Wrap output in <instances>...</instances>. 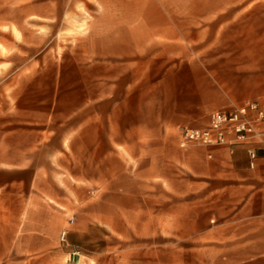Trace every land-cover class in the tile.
Masks as SVG:
<instances>
[{
    "label": "crops",
    "instance_id": "0c3cea01",
    "mask_svg": "<svg viewBox=\"0 0 264 264\" xmlns=\"http://www.w3.org/2000/svg\"><path fill=\"white\" fill-rule=\"evenodd\" d=\"M97 1L106 25L95 27L94 59L77 82L52 92L49 106L16 103L15 121L0 122V264L111 263L112 239L163 235L165 220L150 214L154 191L181 202L197 178H264L261 146L254 170L246 146L180 147V130L205 127L211 112L264 104L261 0ZM250 222L264 224L203 222L191 235L211 242L237 227L228 264H246Z\"/></svg>",
    "mask_w": 264,
    "mask_h": 264
},
{
    "label": "rangeland",
    "instance_id": "374dc122",
    "mask_svg": "<svg viewBox=\"0 0 264 264\" xmlns=\"http://www.w3.org/2000/svg\"><path fill=\"white\" fill-rule=\"evenodd\" d=\"M253 1L243 5L252 6ZM258 4L264 11V0ZM101 10L97 0H0L1 123L15 121L16 103L49 106L52 92L56 96L77 82L85 60L94 59L93 44L100 37L95 27L106 25L98 21ZM246 36L247 43L256 37L254 32ZM256 53L247 46V58ZM192 188L181 202L167 189L154 191L150 214L165 220L163 235L145 237L138 231L128 240L112 239L107 242L111 263L108 258L102 264H228V258H237V240L228 237L237 227H220L223 233L211 242L201 240V232L199 241L191 233L196 225L204 230L203 222L213 227L231 218L264 220V178L248 183L197 178ZM174 219H180L181 226L174 227ZM245 231L246 264H264V224L246 223Z\"/></svg>",
    "mask_w": 264,
    "mask_h": 264
},
{
    "label": "built area",
    "instance_id": "2783aa9c",
    "mask_svg": "<svg viewBox=\"0 0 264 264\" xmlns=\"http://www.w3.org/2000/svg\"><path fill=\"white\" fill-rule=\"evenodd\" d=\"M227 147L230 153L238 146H246L248 167L254 170L258 155L255 146L264 149V104L244 101L229 110L213 111L203 128H182L180 147ZM66 232L61 233V239Z\"/></svg>",
    "mask_w": 264,
    "mask_h": 264
}]
</instances>
